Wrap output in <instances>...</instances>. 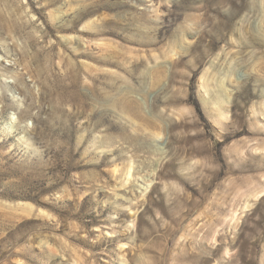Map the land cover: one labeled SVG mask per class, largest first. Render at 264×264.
Returning a JSON list of instances; mask_svg holds the SVG:
<instances>
[{
	"label": "rangeland",
	"instance_id": "obj_1",
	"mask_svg": "<svg viewBox=\"0 0 264 264\" xmlns=\"http://www.w3.org/2000/svg\"><path fill=\"white\" fill-rule=\"evenodd\" d=\"M0 264H264V0H0Z\"/></svg>",
	"mask_w": 264,
	"mask_h": 264
}]
</instances>
